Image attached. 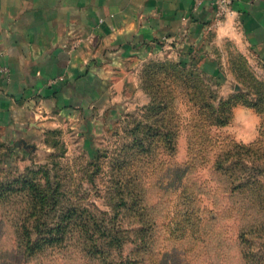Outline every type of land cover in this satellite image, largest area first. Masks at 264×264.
I'll list each match as a JSON object with an SVG mask.
<instances>
[{
    "label": "rangeland",
    "instance_id": "374dc122",
    "mask_svg": "<svg viewBox=\"0 0 264 264\" xmlns=\"http://www.w3.org/2000/svg\"><path fill=\"white\" fill-rule=\"evenodd\" d=\"M222 45L150 58L121 103L0 125V184L50 200H0V264H264V64Z\"/></svg>",
    "mask_w": 264,
    "mask_h": 264
},
{
    "label": "crops",
    "instance_id": "0c3cea01",
    "mask_svg": "<svg viewBox=\"0 0 264 264\" xmlns=\"http://www.w3.org/2000/svg\"><path fill=\"white\" fill-rule=\"evenodd\" d=\"M235 40L264 64V0H230L222 19L194 0H0V125L14 134L121 103L150 58L215 65Z\"/></svg>",
    "mask_w": 264,
    "mask_h": 264
},
{
    "label": "trees",
    "instance_id": "16d2710c",
    "mask_svg": "<svg viewBox=\"0 0 264 264\" xmlns=\"http://www.w3.org/2000/svg\"><path fill=\"white\" fill-rule=\"evenodd\" d=\"M40 189V186L34 180L19 177L0 184V200L7 195L26 193L31 199L32 215L34 216L35 212L42 211L50 203L49 198Z\"/></svg>",
    "mask_w": 264,
    "mask_h": 264
},
{
    "label": "built area",
    "instance_id": "2783aa9c",
    "mask_svg": "<svg viewBox=\"0 0 264 264\" xmlns=\"http://www.w3.org/2000/svg\"><path fill=\"white\" fill-rule=\"evenodd\" d=\"M196 7H201L208 4L212 7L214 15L217 19L224 18L229 12L230 0H194ZM2 73H7L6 69L1 70Z\"/></svg>",
    "mask_w": 264,
    "mask_h": 264
}]
</instances>
